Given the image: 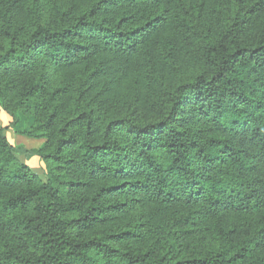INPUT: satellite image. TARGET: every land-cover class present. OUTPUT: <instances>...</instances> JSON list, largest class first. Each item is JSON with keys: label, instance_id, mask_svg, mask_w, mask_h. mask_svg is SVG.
Instances as JSON below:
<instances>
[{"label": "trees", "instance_id": "trees-1", "mask_svg": "<svg viewBox=\"0 0 264 264\" xmlns=\"http://www.w3.org/2000/svg\"><path fill=\"white\" fill-rule=\"evenodd\" d=\"M131 70L150 118L106 107ZM0 111V264H264V0H0ZM141 202L154 224L115 225Z\"/></svg>", "mask_w": 264, "mask_h": 264}, {"label": "rangeland", "instance_id": "rangeland-1", "mask_svg": "<svg viewBox=\"0 0 264 264\" xmlns=\"http://www.w3.org/2000/svg\"><path fill=\"white\" fill-rule=\"evenodd\" d=\"M51 0H35L38 4L40 10V17L42 21L47 18L49 5ZM58 3H62L65 0H55ZM35 74L40 76L45 83V89L47 91L54 90L60 82V77L63 75L62 72L54 69L51 66L44 65L41 62H38L35 66ZM200 71V67L191 62L182 63L176 68L175 71L165 70L162 83L164 85L170 84L172 82H182L195 75ZM65 74V73H64ZM76 76V72H75ZM103 84V83H102ZM99 84V89L104 90V85ZM149 96L145 90L144 83L140 80V75L137 70H131L127 72L120 84L114 88L112 96L106 104L108 111L115 113H123L128 111L129 113H138L140 118L146 119L151 117ZM115 110V112L113 110ZM8 124V118L6 115L0 111V125ZM32 125V119L25 120L24 117H20V124L16 130H8L6 132L7 140L10 144L15 147L26 146L28 151L37 149L41 146L44 140H36L39 143H34L30 139H26L19 135V131H26ZM29 142V143H28ZM22 144V145H21ZM35 144V146H34ZM35 147V148H34ZM24 148V147H23ZM19 159L22 163L28 166V168L43 182L46 180V172L43 163L41 160L27 153L26 155L20 156ZM158 220L157 209L153 205L145 202L135 204L130 210L121 213L115 220L114 223L120 228H124L126 225L133 223H145L146 225L154 224ZM118 246V243H114ZM175 244V243H174ZM176 245V244H175ZM178 245L180 243L178 242ZM181 246V245H180ZM213 247H220L221 244L218 242L212 243ZM183 250V249H181ZM179 252L178 257L183 256L184 252Z\"/></svg>", "mask_w": 264, "mask_h": 264}, {"label": "crops", "instance_id": "crops-1", "mask_svg": "<svg viewBox=\"0 0 264 264\" xmlns=\"http://www.w3.org/2000/svg\"><path fill=\"white\" fill-rule=\"evenodd\" d=\"M31 142H34V143H39V141H36V140H34V141H31ZM29 143V142H28ZM22 145V144H21ZM23 147H24V149H26L27 147L26 146H24V145H22ZM34 146H35V144H34ZM35 148V147H34ZM27 150V149H26Z\"/></svg>", "mask_w": 264, "mask_h": 264}]
</instances>
